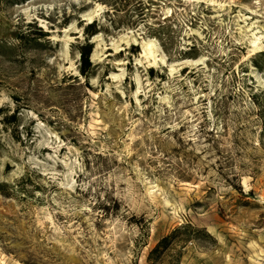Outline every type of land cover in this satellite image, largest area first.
I'll return each mask as SVG.
<instances>
[{
	"label": "rangeland",
	"instance_id": "374dc122",
	"mask_svg": "<svg viewBox=\"0 0 264 264\" xmlns=\"http://www.w3.org/2000/svg\"><path fill=\"white\" fill-rule=\"evenodd\" d=\"M0 109V264H264V0H0Z\"/></svg>",
	"mask_w": 264,
	"mask_h": 264
},
{
	"label": "trees",
	"instance_id": "16d2710c",
	"mask_svg": "<svg viewBox=\"0 0 264 264\" xmlns=\"http://www.w3.org/2000/svg\"><path fill=\"white\" fill-rule=\"evenodd\" d=\"M94 27H95L94 21L90 22L88 25L85 26L84 33H85L86 37L96 33V30ZM40 29L41 28H38L39 32L41 31ZM91 48H92V45H91V43L87 42V40H85L84 43L81 44L78 48L79 60H80L78 70H79V73L85 77L87 76V72L90 69V65H91L90 61H89ZM258 55H263V53L258 54ZM0 111H1V109H0ZM15 119H16L15 114L12 113L8 117L5 116L3 118V121L6 123H12L15 121ZM173 232H175V230ZM173 232L158 240V242L155 244V246L148 253V256H147L148 261H153V259L156 257L155 255H158L159 252L168 245L171 236H173Z\"/></svg>",
	"mask_w": 264,
	"mask_h": 264
},
{
	"label": "bare ground",
	"instance_id": "6f19581e",
	"mask_svg": "<svg viewBox=\"0 0 264 264\" xmlns=\"http://www.w3.org/2000/svg\"><path fill=\"white\" fill-rule=\"evenodd\" d=\"M150 43V42H149ZM150 45V44H149ZM144 46V45H143ZM146 46V45H145ZM254 46V45H253ZM149 47V46H148ZM147 52L150 54L151 53V49L149 48L148 50H147ZM145 54H146V52H145Z\"/></svg>",
	"mask_w": 264,
	"mask_h": 264
}]
</instances>
